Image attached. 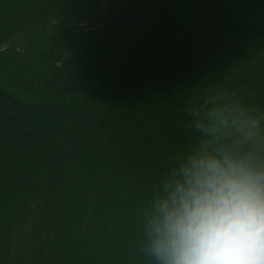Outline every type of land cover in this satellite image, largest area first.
Masks as SVG:
<instances>
[{"label": "trees", "instance_id": "16d2710c", "mask_svg": "<svg viewBox=\"0 0 264 264\" xmlns=\"http://www.w3.org/2000/svg\"><path fill=\"white\" fill-rule=\"evenodd\" d=\"M0 99V264H147L140 210L210 108L264 157V0H0Z\"/></svg>", "mask_w": 264, "mask_h": 264}, {"label": "clouds", "instance_id": "9594fccd", "mask_svg": "<svg viewBox=\"0 0 264 264\" xmlns=\"http://www.w3.org/2000/svg\"><path fill=\"white\" fill-rule=\"evenodd\" d=\"M196 127L207 140L161 175L140 210L147 264H264V157L217 146L230 129L252 139L259 125L220 106Z\"/></svg>", "mask_w": 264, "mask_h": 264}, {"label": "rangeland", "instance_id": "374dc122", "mask_svg": "<svg viewBox=\"0 0 264 264\" xmlns=\"http://www.w3.org/2000/svg\"><path fill=\"white\" fill-rule=\"evenodd\" d=\"M7 102H9V101H7ZM7 102H6L5 99H0V108H4V109L8 108L9 105L6 104ZM11 107H13V106H11ZM12 109L14 111H20V112L28 114V115H33V114L40 113V109L37 108V107H33L32 109H29V108H23L21 106H18V105L16 106L15 105V107H13ZM41 111H45V109H42ZM64 119L67 120V117H64ZM14 127L15 128H13V127L7 128V130L5 132L12 133V132H15V130H19L20 133L22 132L23 135H24V133L27 131V129H30L31 126H27V127L23 126V127H20V128L18 126H14ZM3 136L4 137H8L9 139L11 138V137H9V135L8 136L7 135H3ZM18 140H21V141H18V142L22 143V142H24L25 139L24 138H19ZM57 181H59L57 183H58V185H60V179L57 180Z\"/></svg>", "mask_w": 264, "mask_h": 264}]
</instances>
